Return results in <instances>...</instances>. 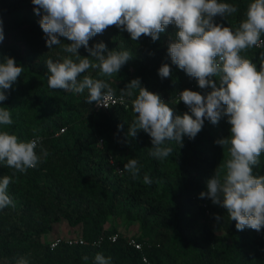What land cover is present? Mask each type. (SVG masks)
Returning a JSON list of instances; mask_svg holds the SVG:
<instances>
[{"label":"trees","instance_id":"trees-1","mask_svg":"<svg viewBox=\"0 0 264 264\" xmlns=\"http://www.w3.org/2000/svg\"><path fill=\"white\" fill-rule=\"evenodd\" d=\"M221 2L238 10L215 20L235 30L251 0ZM34 7L32 0H0L5 37L0 42V59L9 56L24 67L8 99L0 102L11 111L13 124L0 126V130L25 142L34 138L35 130L48 152L37 168L26 173L13 176V169L0 164V178L13 176L8 194L15 204L0 210V264H15L18 256H26L30 264H92L97 253L111 257V264H264V228L238 231L226 209L200 197L207 191L206 182L228 158L227 148L215 143L230 135L227 117L215 125L206 119L194 139L183 137L182 147L168 142L172 156L154 159L148 154L152 145L146 133L140 130L135 137L128 136L136 115L131 105L135 97L128 98L127 108L95 110L93 103H87V90L77 94L49 88L46 61L51 58L55 62L69 54L61 46H46L38 23L41 17ZM176 31L170 24L155 42L148 36L134 42L127 31L109 27L93 37L89 46L104 42L109 50L129 51L132 59L111 78L101 77L98 69L85 75L106 80L116 96L128 82L140 78L143 87L158 93L182 115L187 107L182 101L174 104L181 91L206 95L211 89L199 88L195 78L172 63L168 45ZM262 52L264 48L253 47L241 55L259 70ZM79 54L89 55L83 47ZM163 64L170 66L171 76L161 79L158 70ZM118 125H123L122 129ZM129 159H136L141 166L135 180L126 171L121 175L114 169H122ZM253 171L264 175V153ZM145 174L152 184L143 183ZM61 224L86 240L103 233H117L118 238L97 247L60 242L51 248L53 240L43 241L42 237ZM120 225L138 228V234L132 236L145 243L142 251L127 244V232L118 231ZM84 256L89 260L84 261Z\"/></svg>","mask_w":264,"mask_h":264},{"label":"clouds","instance_id":"clouds-1","mask_svg":"<svg viewBox=\"0 0 264 264\" xmlns=\"http://www.w3.org/2000/svg\"><path fill=\"white\" fill-rule=\"evenodd\" d=\"M32 4L35 14L41 17L38 23L46 46H61L69 54L55 62L51 58L46 61L49 88L77 94L87 90V103L103 107L117 102L114 88L106 80L85 73L98 69L101 77L111 78L132 59V54L109 50L104 42L90 47L89 41L115 26L127 31L134 42L141 36L155 42L168 25L174 24L175 39L168 45L172 63L195 78L199 88L211 90L206 95L189 89L181 91L174 104L182 101L188 111L179 115L158 93L143 87L140 78L132 79L120 89L118 97L125 108L126 98L135 97L131 105L136 115L128 136L135 137L142 130L151 138L149 156L163 161L173 155L168 142L175 141L182 147L183 137L194 139L206 119L215 125L227 117L230 135L215 143L227 148L228 158L206 182L207 191L200 197L226 209L238 231L249 228L259 232L264 228V175L253 171L264 153V52L260 54L259 70L241 55L253 47L264 48V0H251L235 30L215 20L238 10L221 0H32ZM62 37L70 43L62 42ZM4 38L0 24V42ZM81 47L88 56L79 54ZM23 71L14 58L0 59V102L8 99ZM158 75L161 79L170 77V66L163 64ZM12 124L11 111L0 106V126ZM122 127L118 125V129ZM47 156L35 130L34 138L26 142L8 130H0V164L13 169V176L37 168ZM125 171L135 180L141 166L136 159H129L120 169L121 175ZM13 176L0 178V210L15 207L8 194ZM152 182L149 175L143 176L144 184ZM216 219L221 217L217 215ZM82 259L88 261L89 257ZM15 264L30 262L26 256H18ZM92 264H111V257L97 253Z\"/></svg>","mask_w":264,"mask_h":264},{"label":"built area","instance_id":"built-area-1","mask_svg":"<svg viewBox=\"0 0 264 264\" xmlns=\"http://www.w3.org/2000/svg\"><path fill=\"white\" fill-rule=\"evenodd\" d=\"M264 39V38H262ZM119 96H116L117 98V102L115 104H111V102H109V106H123L119 103L118 100ZM178 95L176 96L175 100L177 99ZM130 102V100L128 98H126V103L128 105V103ZM93 108L95 110H106L109 107H103V106H97L95 103H93ZM63 132V129H61L59 131V133ZM97 145L101 146L102 145V140L98 139L97 140ZM37 151V150H36ZM115 171H117L118 174H121L120 169L118 167H114ZM118 238V234L117 233H103L98 235L97 237L90 239V240H86L82 237H76V236H71V237H56L53 239V241L50 243V247H54L56 246L58 243L60 242H64L68 245H84V246H93V247H97L99 245H101L102 243H113L117 240ZM126 241L127 244L131 247H133L135 250L137 251H142L144 248V242L140 241L137 237H133V236H127L126 237ZM143 261L146 262V258L143 257Z\"/></svg>","mask_w":264,"mask_h":264},{"label":"rangeland","instance_id":"rangeland-1","mask_svg":"<svg viewBox=\"0 0 264 264\" xmlns=\"http://www.w3.org/2000/svg\"><path fill=\"white\" fill-rule=\"evenodd\" d=\"M122 225V224H121ZM119 226L118 231L120 232H127V236H132L134 234H138V228H126L125 226ZM76 233L75 229L68 228L65 224H61L59 227H57L55 230L52 231L51 234L43 236V241L53 240L56 237H68V236H74Z\"/></svg>","mask_w":264,"mask_h":264}]
</instances>
